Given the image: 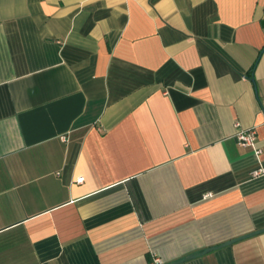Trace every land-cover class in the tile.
<instances>
[{
    "label": "crops",
    "instance_id": "crops-1",
    "mask_svg": "<svg viewBox=\"0 0 264 264\" xmlns=\"http://www.w3.org/2000/svg\"><path fill=\"white\" fill-rule=\"evenodd\" d=\"M263 104L264 0H0V264H264Z\"/></svg>",
    "mask_w": 264,
    "mask_h": 264
},
{
    "label": "built area",
    "instance_id": "built-area-1",
    "mask_svg": "<svg viewBox=\"0 0 264 264\" xmlns=\"http://www.w3.org/2000/svg\"><path fill=\"white\" fill-rule=\"evenodd\" d=\"M262 109L264 111V104L262 105ZM235 138L243 148L253 149L256 156H260V154L262 153L261 149H259L258 147V138L255 129L244 130L239 127L235 135ZM252 175L255 178L264 177V166L260 164L258 168L252 171ZM83 181H84L83 177L77 180L79 184L83 183ZM154 264H162V262L161 260L156 259Z\"/></svg>",
    "mask_w": 264,
    "mask_h": 264
},
{
    "label": "water",
    "instance_id": "water-1",
    "mask_svg": "<svg viewBox=\"0 0 264 264\" xmlns=\"http://www.w3.org/2000/svg\"><path fill=\"white\" fill-rule=\"evenodd\" d=\"M262 233H264V229H263V230L256 231V232L251 233V234H247V235H245V236H241V237H239V238H236V239H234V240H232V241H229V242L225 243L222 247H226V246L232 245V244H234V243H236V242L242 241V240H244V239H247V238L253 237V236H255V235L262 234ZM216 249H217V248H211V249H208V250H206L203 254H205V253H209V252L214 251V250H216ZM203 254H199V255L194 256V257H198V256H201V255H203ZM189 259H192V258H187V259L184 260V261H187V260H189ZM179 263H182V262L172 263V264H179Z\"/></svg>",
    "mask_w": 264,
    "mask_h": 264
},
{
    "label": "trees",
    "instance_id": "trees-1",
    "mask_svg": "<svg viewBox=\"0 0 264 264\" xmlns=\"http://www.w3.org/2000/svg\"><path fill=\"white\" fill-rule=\"evenodd\" d=\"M253 71H254V68H253Z\"/></svg>",
    "mask_w": 264,
    "mask_h": 264
}]
</instances>
